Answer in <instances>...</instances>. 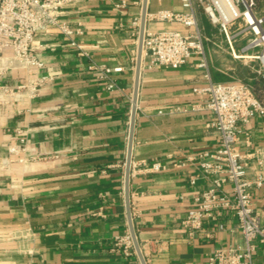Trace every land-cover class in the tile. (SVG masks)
Segmentation results:
<instances>
[{"label":"crops","instance_id":"1","mask_svg":"<svg viewBox=\"0 0 264 264\" xmlns=\"http://www.w3.org/2000/svg\"><path fill=\"white\" fill-rule=\"evenodd\" d=\"M121 1L80 2L62 15L81 29L76 39L93 62L120 71L102 79L51 29L36 36L44 67L32 72L48 82L35 97L24 91L0 103V264H141L137 254L113 251L116 239L130 234L125 177L143 7V0H126L117 9ZM161 10L183 8L179 0H148L146 30L189 31L149 19ZM199 63V56L178 69L142 63L130 195L147 264H210L217 249L243 244L230 210L205 220L194 236L183 225L210 186L198 157L219 143L212 112L195 110L203 98L195 89L208 83ZM27 78L26 71H12L8 82L16 87ZM238 147L246 154L264 148V116L242 127ZM191 156L198 160L189 162ZM155 163L163 169L149 170ZM257 168L251 160L250 178ZM253 202L264 223V186L253 191ZM254 261L264 264V245Z\"/></svg>","mask_w":264,"mask_h":264},{"label":"built area","instance_id":"2","mask_svg":"<svg viewBox=\"0 0 264 264\" xmlns=\"http://www.w3.org/2000/svg\"><path fill=\"white\" fill-rule=\"evenodd\" d=\"M89 0H0V103L20 92L28 91L31 97L39 94L48 82L46 75H34L44 63L39 60L38 46L34 44L37 34L56 29L76 48L80 57L89 61V70L100 72L108 79L113 71L92 61L91 52L77 41L80 28H72L62 21L64 10ZM182 12L161 10L148 17L156 22L178 23L189 29L184 33L177 30L153 32L146 30L143 44V60L151 67L178 69L192 57L199 56V66L207 69V85L195 89L202 102L195 110H208L214 115L211 124L219 143L211 152L199 155L203 173L209 178L210 186L196 199V205L188 211L183 225L189 235L194 236L204 227L208 218L215 219L217 213L230 210L238 220L243 234L242 246L235 249H217L210 264H255L254 256L258 244L264 245V223L261 213L255 208L253 191L264 186V148L253 153H243L238 147L242 127L250 124L257 116H264V101L249 82H216L212 79L205 43L208 38L201 27L199 15H203L214 26H218L235 59L257 60L256 72L264 81V0H179ZM123 0L115 5L126 8ZM246 44L237 48L238 40ZM26 71L28 78L12 86L8 76L12 71ZM109 89H115L114 83ZM19 146H12L10 153L18 154ZM191 156L189 162L198 160ZM210 158V160H204ZM258 162L257 172L250 178V161ZM163 169L160 163L149 170ZM230 186L228 189L227 187ZM220 229L224 225L220 224ZM113 251L127 258L136 254L131 235L118 237Z\"/></svg>","mask_w":264,"mask_h":264},{"label":"rangeland","instance_id":"3","mask_svg":"<svg viewBox=\"0 0 264 264\" xmlns=\"http://www.w3.org/2000/svg\"><path fill=\"white\" fill-rule=\"evenodd\" d=\"M208 41L205 43L209 67L216 82H249L255 85L261 80L256 72L257 60L235 59L231 49L218 26L212 25L207 19L200 22ZM246 44L245 39H239L237 48Z\"/></svg>","mask_w":264,"mask_h":264},{"label":"water","instance_id":"4","mask_svg":"<svg viewBox=\"0 0 264 264\" xmlns=\"http://www.w3.org/2000/svg\"><path fill=\"white\" fill-rule=\"evenodd\" d=\"M147 15H148V0H143L136 78H135V87H134V96H133V109H132V117H131V124H130L128 156H127V162H126V177H125V204H126L127 218H128V224H129V231H130V235H131V238L134 244L136 254L139 257L141 264H147V262L143 255L141 246L139 244L137 233H136L134 222H133L132 209H131L130 180H131L133 141H134L136 115H137V103H138V96H139L141 69H142V63H143V44H144V38H145L146 26H147Z\"/></svg>","mask_w":264,"mask_h":264},{"label":"trees","instance_id":"5","mask_svg":"<svg viewBox=\"0 0 264 264\" xmlns=\"http://www.w3.org/2000/svg\"><path fill=\"white\" fill-rule=\"evenodd\" d=\"M254 87L257 96L264 101V81L261 79L254 85Z\"/></svg>","mask_w":264,"mask_h":264}]
</instances>
